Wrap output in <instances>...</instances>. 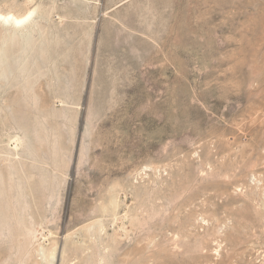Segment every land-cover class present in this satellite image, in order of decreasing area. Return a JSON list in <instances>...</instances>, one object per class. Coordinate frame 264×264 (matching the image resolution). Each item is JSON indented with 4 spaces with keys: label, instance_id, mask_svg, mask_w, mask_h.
Returning <instances> with one entry per match:
<instances>
[{
    "label": "rangeland",
    "instance_id": "rangeland-1",
    "mask_svg": "<svg viewBox=\"0 0 264 264\" xmlns=\"http://www.w3.org/2000/svg\"><path fill=\"white\" fill-rule=\"evenodd\" d=\"M27 12L0 264H264V0H0Z\"/></svg>",
    "mask_w": 264,
    "mask_h": 264
},
{
    "label": "bare ground",
    "instance_id": "bare-ground-1",
    "mask_svg": "<svg viewBox=\"0 0 264 264\" xmlns=\"http://www.w3.org/2000/svg\"><path fill=\"white\" fill-rule=\"evenodd\" d=\"M28 13V12H27ZM30 15H31V13H28L27 15H24V16H21V17H16V16H14V15H6V16H2V15H0V22L2 23V24H4V25H6V24H10V25H12V27H18V26H21V25H23L28 19H29V17H30ZM9 25V26H10ZM24 26V25H23ZM22 26V27H23ZM20 29V28H19ZM18 30V29H17ZM7 40V39H6ZM3 59V58H2ZM43 250V249H42ZM54 251V250H53ZM45 253H46V251H45ZM45 253H43V255L45 254ZM51 253V252H50ZM54 253V252H53ZM49 254V253H48ZM51 255V254H50ZM49 255V256H50ZM54 255V254H53ZM46 257H47V255H46ZM51 258L53 257L52 255L50 256ZM50 257H48V258H50Z\"/></svg>",
    "mask_w": 264,
    "mask_h": 264
}]
</instances>
